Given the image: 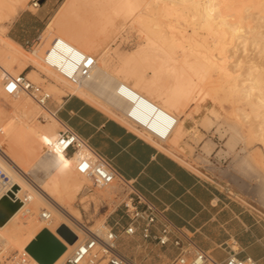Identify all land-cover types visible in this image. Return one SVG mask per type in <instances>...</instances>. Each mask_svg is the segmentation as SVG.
Returning a JSON list of instances; mask_svg holds the SVG:
<instances>
[{
  "label": "bare ground",
  "instance_id": "1",
  "mask_svg": "<svg viewBox=\"0 0 264 264\" xmlns=\"http://www.w3.org/2000/svg\"><path fill=\"white\" fill-rule=\"evenodd\" d=\"M25 1L0 0V22L14 16ZM92 3L96 15L88 19L85 26L61 20L75 8L76 0L62 3V8L48 25L49 35L57 30L55 38L64 39L87 53H96L102 49V61L96 56L97 66L81 84H73L62 75H56L58 72L54 68L44 64L41 60L45 61L48 51L42 56L40 47L34 51L36 56H32L19 42L0 34L1 72L16 74L12 69L13 63L24 68L40 67L48 74L56 75L66 86L79 90L82 95L98 103L141 136L171 153L173 150H180L181 141L192 130L187 126L192 114L186 113L181 118L174 109L183 108L185 102L197 101V96L206 91L203 87H197L203 82L202 74L214 71L223 79V94L236 96L244 106H249V110L240 106L235 109L237 122H250L248 137L257 132L260 136L264 135V0H92ZM122 7L130 8L129 18L137 22L141 32L145 34L146 42L135 50L136 55L170 51V59L163 61L164 67L172 75L170 83L162 87L157 96L132 84L123 74V69L115 70L117 75L109 69L111 55L106 47L102 48V44L112 38L116 26L117 15L110 8L116 11ZM55 26L58 29L54 31ZM91 28L93 32L90 31ZM237 41L244 46L255 45L254 50L258 48L260 52L257 57L263 60L256 61L255 57L246 59L244 55H239L231 61V55L236 51L229 53V46ZM238 45L237 43L236 46L239 47ZM250 45L248 47H252ZM172 51L181 54L173 56ZM33 71L34 68L27 76H34ZM195 75L199 77L196 78ZM120 85H124L127 98L118 95L117 88ZM51 90L55 92L60 87L54 85ZM88 90L100 95V100ZM22 92L24 91L15 95L8 94L17 97L11 104L21 119L13 116L6 123L8 119L3 121L0 111V128L6 134V137L0 139V167L13 180L19 197L28 193L32 198L25 204L18 200L21 202L19 207L6 222L0 224V258L6 256L7 261V258L13 257L9 261L14 264L18 262L19 255L26 251L28 261L25 264H42L28 251V247L42 230L47 229L65 246L51 264H67V257L89 230L104 232L108 225L104 221L99 224L100 227L93 229L85 224L81 211L72 207L85 182L89 180L77 171V163L85 156L86 150L79 149L75 154L68 155L56 148V140L61 131L56 129V122H60L62 126L64 123L58 116L42 111L41 105L33 101L34 97ZM204 95L208 97L211 94L205 92ZM220 95L217 93L210 96L213 100V104L208 107L210 113L219 114L214 103ZM127 112L141 124L151 129H161L164 136L169 135L168 139L154 137L146 128L131 121ZM36 117L42 118L40 123L33 122ZM256 120L258 124L254 123ZM232 128L235 130L233 126ZM240 140V134L232 132L227 147L234 150ZM262 140L264 143V137ZM44 147L46 150L36 166L45 171L46 176L39 184L32 183L28 179L30 169L25 160ZM261 148L264 149V146ZM179 159L185 161L182 157ZM44 211L51 213L50 220L42 218ZM61 226H67L76 235L73 242H69L58 232Z\"/></svg>",
  "mask_w": 264,
  "mask_h": 264
},
{
  "label": "rangeland",
  "instance_id": "2",
  "mask_svg": "<svg viewBox=\"0 0 264 264\" xmlns=\"http://www.w3.org/2000/svg\"><path fill=\"white\" fill-rule=\"evenodd\" d=\"M65 2L66 0H43L41 6L36 9L30 5V0H26L24 6L18 8L14 16H11L6 21L0 22V34L3 37H10L19 42L25 51L32 56H36L34 51L41 47V54L43 56L57 36L55 35L57 27L55 26L53 28L56 32L53 35H49L48 25ZM91 3L92 0H76L75 8L61 19L62 22L74 21L77 25L85 26L88 24V19L90 20L93 18L94 14L96 15L94 6H91L94 3ZM110 10L112 12L114 11L117 15L116 26L113 29L112 38L110 40H105L102 44V48L106 47L108 53L111 55L110 58L112 60L109 69L116 75L117 73L115 70L118 68L123 69V74L126 75L127 79L130 80L132 84L136 85L141 90L157 96L162 90V87L170 83V77L172 75H170L167 68L163 65V61L170 59V51L168 53L153 52L154 54L156 53L155 55L153 53L136 55L135 50L146 42L145 34L141 32L140 25L129 18L131 17L130 8L122 7L116 11L110 8ZM92 11L94 12L92 13ZM20 13L24 15L25 21L23 25L15 23ZM78 16L81 18H77ZM41 19H43V21H41ZM90 31L93 32V29L91 28ZM39 35V41L34 44L33 41L27 43V39L32 40ZM237 43L239 47L236 46ZM237 43L234 44L233 42L229 46V53L232 54L233 51H236L234 55H231V61L237 59L239 55L242 57L244 55L246 59L255 57L256 61L263 60L257 57L260 52H258V48V50H254L256 48H254L255 45L247 44V46H244L242 43L240 44L239 41H237ZM248 45L252 47H248ZM165 46L168 47V45ZM88 53L97 56L99 61H102V49L96 51V53ZM171 53L173 56L177 57L181 54V52L175 53V51ZM41 61L46 64L43 60ZM32 68H34L32 72L34 76L27 77L51 93V99L47 104V108L51 111H54L53 104L61 103V98L64 94H79L87 100L99 105L87 96L82 95L79 90L72 89V87L66 86L63 82H60L56 77V75H60L59 73L52 76L48 74L47 71L37 66L24 68L18 63L12 64L13 71H16L14 75L21 72L27 75ZM195 77L198 78L199 75H195ZM202 77L203 82L198 84L197 87L205 88L206 94L216 95L218 93L222 95L219 96V99L216 98L214 103L219 114L209 112L208 107L213 104V100L212 97H210L211 95L208 97L204 95L205 92H201L197 96V101L194 103L188 101L185 102L183 108H175L174 110L181 118H184L186 113L192 114V117L187 121V126L191 127L192 130L185 136L184 140L181 141L180 150H178V152L177 150H173L170 155L178 160H180L179 157H182L185 160L182 162L187 164L188 168L195 172H197V168L205 174L204 176L208 178V180L218 185H220V183L223 184L225 187L223 190L228 194H230L229 191H231V194L236 195V197L248 201L249 204L255 208V212L253 211L254 214L264 218V149L261 148V146H264L262 140L264 135L260 136V133L257 132L251 137H248L250 122H237V116L235 115L236 107H245L249 110V106H244L236 96L231 97L223 94L221 89V82L223 79L219 73L209 71L202 74ZM241 78H243V75ZM54 85L60 87V90L55 92L54 90L52 91L51 88H53ZM0 87V111L3 116V121H7L8 119L6 122L8 123L13 116L21 119L18 113L14 111L13 105L11 104L17 97L6 94L1 82ZM88 91L92 93V95L95 94L90 90ZM22 93L27 95L25 91ZM28 95L33 98L30 93H28ZM95 95L97 96L98 94ZM96 96L95 98L100 100L101 96ZM223 96L227 97L224 98ZM33 101L38 103L35 99ZM40 107L42 111L52 114L45 107ZM206 114H208L207 117H205ZM41 119V117H36L33 119V122L40 123L39 121ZM118 120L123 122L120 119ZM245 120L248 119L246 118ZM123 123L126 124L125 122ZM254 123L258 124V120ZM127 126L130 127L129 125ZM56 129L62 130L64 126H62L60 122H56ZM232 132H237L241 136V140L234 150L227 147ZM3 137H6V134L0 128V139H3ZM45 150L46 147L40 149L25 160L30 169V174L28 173V176L32 183L35 182L39 184L46 176L45 171L36 166ZM125 201H127L126 193L122 191V188L116 182L111 186L100 188L94 186L92 182L88 180V182H85L77 199L72 203V207L81 211L85 224L93 227V229L100 227L99 224L104 221L108 227L114 225V223L118 221L119 225L117 226L121 229L123 225L129 222V218L124 212ZM96 221H98V223H95ZM48 243L47 241V244ZM235 246L238 248V245ZM119 247L122 252L140 264H172V260L176 255V249L174 247H163L155 241L145 242L139 234L134 236L122 234ZM5 259L6 256L0 258V264H12L11 261L13 257L7 258V261Z\"/></svg>",
  "mask_w": 264,
  "mask_h": 264
},
{
  "label": "crops",
  "instance_id": "3",
  "mask_svg": "<svg viewBox=\"0 0 264 264\" xmlns=\"http://www.w3.org/2000/svg\"><path fill=\"white\" fill-rule=\"evenodd\" d=\"M24 21L20 13L15 23L23 25ZM53 108L65 125L109 159L122 175L134 180L147 201L161 209L173 224L192 232L214 258L225 259L227 244L235 243L240 257L264 264V218L254 214L255 208L248 201L231 191L228 194L223 184L208 180L197 168L199 174L188 168L79 94H64Z\"/></svg>",
  "mask_w": 264,
  "mask_h": 264
},
{
  "label": "built area",
  "instance_id": "4",
  "mask_svg": "<svg viewBox=\"0 0 264 264\" xmlns=\"http://www.w3.org/2000/svg\"><path fill=\"white\" fill-rule=\"evenodd\" d=\"M42 1L30 0V5L38 9ZM39 40L40 35L33 40V44ZM47 51L44 62L76 85L88 78L98 63L95 55L87 53L59 37L53 40ZM0 81L6 94L15 95L19 91L28 92L41 106L47 108L51 93L30 80L23 72L17 75L3 72L0 75ZM117 93L122 97H128L124 85L117 88ZM49 111L57 116V110L49 109ZM127 117L139 127L146 128L154 137L160 140L168 139L169 135L164 136L161 129H151L141 124L130 112H127ZM56 148L68 155L75 154L79 149H85V156L81 157L77 163V171L89 178L94 186L100 188L111 186L116 182L126 193L127 201L124 202V212L129 218V222L121 229L118 228L119 222L117 221L114 225L106 228L104 232L89 230L67 257V264H140L120 249L119 241L122 234L126 236L139 234L145 242L155 241L163 247H174L176 255L172 264H261L251 257H240L235 243L227 244L229 253L225 259L214 258L209 250L204 249L196 241L192 232L169 221L161 209L140 194L135 187L134 180L122 175L109 159L95 151L86 139L65 124L56 140ZM4 196L20 200L23 204L30 202L32 198L28 193H23L19 197L13 180L0 167V200ZM42 218L50 220L52 215L49 211H44ZM18 259V262L14 264H25L28 261L27 252L21 253Z\"/></svg>",
  "mask_w": 264,
  "mask_h": 264
},
{
  "label": "water",
  "instance_id": "5",
  "mask_svg": "<svg viewBox=\"0 0 264 264\" xmlns=\"http://www.w3.org/2000/svg\"><path fill=\"white\" fill-rule=\"evenodd\" d=\"M20 203V201L13 200L8 196H4L0 200V224L9 219ZM58 232L69 242H73L76 239V235L67 226H61ZM47 241L50 244H47ZM64 248L65 246L49 230L44 229L28 247V251L42 264H51Z\"/></svg>",
  "mask_w": 264,
  "mask_h": 264
}]
</instances>
